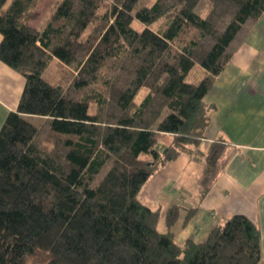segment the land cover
<instances>
[{
    "label": "trees",
    "instance_id": "obj_1",
    "mask_svg": "<svg viewBox=\"0 0 264 264\" xmlns=\"http://www.w3.org/2000/svg\"><path fill=\"white\" fill-rule=\"evenodd\" d=\"M137 1L105 0L98 15L100 0H57L31 26L38 0H0V60L25 80L0 128V264L259 263V232L245 215L202 242H177L179 207L167 209L161 232L160 210L139 194L181 153L203 159L207 192L224 144L197 149L209 124L203 98L264 0H209L204 15L200 0L133 11ZM52 60L67 86L43 76Z\"/></svg>",
    "mask_w": 264,
    "mask_h": 264
},
{
    "label": "crops",
    "instance_id": "obj_2",
    "mask_svg": "<svg viewBox=\"0 0 264 264\" xmlns=\"http://www.w3.org/2000/svg\"><path fill=\"white\" fill-rule=\"evenodd\" d=\"M24 82L0 60V128L7 114L16 110ZM203 101L209 124L197 149L205 156L212 142L224 144L207 192L200 195L203 159L181 153L149 176L140 198L160 210L161 232L167 230V209L179 207L170 228L177 242H202L224 219L245 215L258 229V264H264V11L214 76Z\"/></svg>",
    "mask_w": 264,
    "mask_h": 264
},
{
    "label": "rangeland",
    "instance_id": "obj_3",
    "mask_svg": "<svg viewBox=\"0 0 264 264\" xmlns=\"http://www.w3.org/2000/svg\"><path fill=\"white\" fill-rule=\"evenodd\" d=\"M57 1V0H38V2L36 3L35 7L33 8V10L31 11V15L28 18V21H30V23L34 26H40L43 24L45 18L47 17V15L50 14L51 10H52V5L53 3ZM154 0H138L134 6V9H137L143 5H148L151 2H153ZM208 4H209V0H200V2L198 3V5L195 8V11L204 15L208 9ZM99 9L97 10L96 14L100 15L103 10L106 7L105 4V0L102 1L100 0L99 2ZM166 17L162 16L159 19H157L156 21L152 22L150 24V28H152L153 30H157L159 29L165 22ZM86 22V21H85ZM85 22H83L77 29L75 36H74V40L77 36V33L82 29V27L84 26ZM132 26L136 29H141L143 27V25L138 22L137 20H133L132 21ZM87 33V31L85 32V34ZM57 64H56V60H52L51 63L47 66V68L43 71V76L49 81V82H59L62 81L64 83V85L67 86L68 82L63 78H61V74L58 72V68H57ZM66 67V66H65ZM70 69V67L68 68ZM71 69H73L71 67ZM72 92V91H71ZM145 93V90L142 89L140 90V92L138 93L137 97L141 98ZM33 122H36V120H33Z\"/></svg>",
    "mask_w": 264,
    "mask_h": 264
}]
</instances>
